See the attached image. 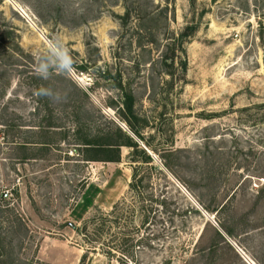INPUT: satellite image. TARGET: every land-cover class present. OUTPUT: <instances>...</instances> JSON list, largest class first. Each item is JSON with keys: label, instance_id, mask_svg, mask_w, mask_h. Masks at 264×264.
Segmentation results:
<instances>
[{"label": "rangeland", "instance_id": "obj_1", "mask_svg": "<svg viewBox=\"0 0 264 264\" xmlns=\"http://www.w3.org/2000/svg\"><path fill=\"white\" fill-rule=\"evenodd\" d=\"M5 190L0 264H264V0H0Z\"/></svg>", "mask_w": 264, "mask_h": 264}, {"label": "trees", "instance_id": "obj_2", "mask_svg": "<svg viewBox=\"0 0 264 264\" xmlns=\"http://www.w3.org/2000/svg\"><path fill=\"white\" fill-rule=\"evenodd\" d=\"M127 98L132 101V99L129 96ZM121 117L123 121L125 122V125L128 131L126 132L123 131L119 126L113 123V126L116 131L115 134H117L118 138L117 136L113 138L110 135H104L103 137L99 136L97 139L86 141L84 143V146H85L84 149L86 153L90 154L88 156L86 155V157L88 158V160L89 159L90 160H100V159H97V157L95 156L98 154L106 153L107 155L104 156V159H102L103 161L118 162L120 160V148L124 146V147H130L133 149L134 157L137 155L138 152H141L143 156L145 157V160H147L148 163H150L152 159L150 156L146 155L145 150L141 149L139 151L140 143H142L146 148H148L150 145L147 140L145 142V138L142 134L141 128L139 129L135 125L136 117L134 114V110L132 108V104L127 103V105H125V109ZM162 164L165 168L169 169V166L165 163V161L162 162ZM138 179L139 178L137 179L135 178V174H132V181L130 182L129 187L130 188L133 187L135 191L139 189V187L137 186V182H136ZM115 209L116 207L114 206L111 211H114ZM93 220H96V219L93 218V219L86 221L83 226L86 227L87 223L88 222L90 223Z\"/></svg>", "mask_w": 264, "mask_h": 264}, {"label": "clouds", "instance_id": "obj_3", "mask_svg": "<svg viewBox=\"0 0 264 264\" xmlns=\"http://www.w3.org/2000/svg\"><path fill=\"white\" fill-rule=\"evenodd\" d=\"M60 56H61V61H62V63H61V67H65V66H67L68 64H70V60H69V58H68L67 50H66V49H64V50L62 51V53L60 54Z\"/></svg>", "mask_w": 264, "mask_h": 264}, {"label": "built area", "instance_id": "obj_4", "mask_svg": "<svg viewBox=\"0 0 264 264\" xmlns=\"http://www.w3.org/2000/svg\"><path fill=\"white\" fill-rule=\"evenodd\" d=\"M11 195V193H9L8 190H5V191H2L0 193V200L1 201H6V200H9V196Z\"/></svg>", "mask_w": 264, "mask_h": 264}, {"label": "crops", "instance_id": "obj_5", "mask_svg": "<svg viewBox=\"0 0 264 264\" xmlns=\"http://www.w3.org/2000/svg\"><path fill=\"white\" fill-rule=\"evenodd\" d=\"M124 127H125V126H124ZM124 127H120V128H122L123 131H125V132L128 131L127 128H126V127L124 128ZM125 129H126V130H125ZM122 147H123V146H122ZM122 147H121V148H122ZM88 161H102V162H109V161H103V160H88Z\"/></svg>", "mask_w": 264, "mask_h": 264}, {"label": "bare ground", "instance_id": "obj_6", "mask_svg": "<svg viewBox=\"0 0 264 264\" xmlns=\"http://www.w3.org/2000/svg\"><path fill=\"white\" fill-rule=\"evenodd\" d=\"M14 6H15L16 8H18V7H19V6H18L17 4H15V3H14ZM20 8H21V7H20ZM21 10H22V9H21ZM21 10H20V11H21ZM23 11H24V10H23ZM23 14H24V13H23ZM25 14H26V13H25ZM249 263L251 264L252 262H251V261H249ZM252 264H253V263H252Z\"/></svg>", "mask_w": 264, "mask_h": 264}]
</instances>
